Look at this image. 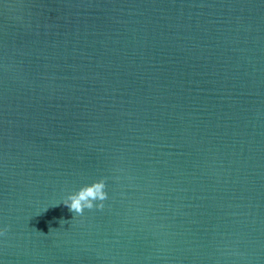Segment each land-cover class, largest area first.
Here are the masks:
<instances>
[{
  "label": "water",
  "instance_id": "1",
  "mask_svg": "<svg viewBox=\"0 0 264 264\" xmlns=\"http://www.w3.org/2000/svg\"><path fill=\"white\" fill-rule=\"evenodd\" d=\"M0 229V264H264V0H0Z\"/></svg>",
  "mask_w": 264,
  "mask_h": 264
},
{
  "label": "clouds",
  "instance_id": "2",
  "mask_svg": "<svg viewBox=\"0 0 264 264\" xmlns=\"http://www.w3.org/2000/svg\"><path fill=\"white\" fill-rule=\"evenodd\" d=\"M106 184L103 178L82 185L77 191L69 194L63 200V204L75 215H82L85 209L103 208L104 201L108 198ZM6 229H0V235H4Z\"/></svg>",
  "mask_w": 264,
  "mask_h": 264
}]
</instances>
